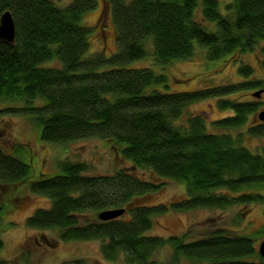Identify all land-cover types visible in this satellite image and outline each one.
I'll return each mask as SVG.
<instances>
[{"label":"trees","instance_id":"obj_1","mask_svg":"<svg viewBox=\"0 0 264 264\" xmlns=\"http://www.w3.org/2000/svg\"><path fill=\"white\" fill-rule=\"evenodd\" d=\"M200 2L204 24L194 18L198 0H106L117 45L115 54L106 57L89 53L93 30L81 25L97 0H73L62 8L51 0H0V15L10 11L15 26L14 43H0V101L22 105L1 112L30 117L46 143L64 146L84 139L106 140L132 168L114 176H86L85 163L64 160L58 174L30 181L29 164L0 148V214L7 194L16 186H26L49 201L46 209H37L26 219L28 228L56 230L63 242L98 240L100 255L111 263L122 259L123 264H156L152 261L155 251L169 245L173 259L264 264L246 236L217 231L184 243L181 238L145 235L153 216L170 208L225 210L264 203V195L254 191L264 188V148L261 154L252 153L229 135L208 133L199 115L176 124L187 106L230 96L239 88H260V82L164 93L150 89L167 88L165 75L126 67L149 54L160 67L188 61L196 46L204 50L207 61H216L261 44L264 69V0H234L225 6V15L220 14L216 0ZM206 22L215 23L216 30L203 28ZM48 61L59 67H43ZM250 72L246 66L239 68L241 75ZM218 107L231 115L214 121L213 126L236 129L257 111V102L225 99L218 101ZM244 136L264 137V122L247 128ZM133 170L149 171L157 181H143ZM164 180L184 184L185 198L180 203H135L161 191ZM110 209L125 211L110 221H79L85 213ZM250 258L257 261H247ZM0 264L9 262L0 259Z\"/></svg>","mask_w":264,"mask_h":264},{"label":"rangeland","instance_id":"obj_2","mask_svg":"<svg viewBox=\"0 0 264 264\" xmlns=\"http://www.w3.org/2000/svg\"><path fill=\"white\" fill-rule=\"evenodd\" d=\"M58 7H65L73 0H51ZM221 15H225V6L234 0H216ZM201 2L194 11V18L204 24L201 15ZM81 25L93 31L89 38V53H103L110 57L117 51L116 30L107 7L106 0H97L96 7L83 15ZM209 32L216 30L215 23L206 22L202 26ZM194 57L188 61H174L160 67L150 57L135 61L127 65L130 69L147 68L155 74H163L167 79V88L152 87L150 90L159 92H193L216 87H231L239 84L260 82V88H239L230 96L220 98H206L187 106L182 117L176 122L191 116H202L206 131L212 134H225L235 138L237 144L261 154L264 148V137L251 138L244 136L247 128L260 123L257 114L264 109V91L256 99L251 94L259 89L264 90V69L261 67V44L252 51L244 54L225 55L216 61H207L204 50L196 46ZM43 67H59L58 63L48 61ZM246 66L251 69L250 74L241 75L239 68ZM232 100L241 103L257 102V111L250 115L246 123L236 129H217L213 122L231 115L229 110L218 107L220 100ZM41 103L37 100L36 105ZM20 102L0 101V112L3 109H18ZM2 113V112H1ZM40 129L34 126L30 117L22 114H0V148L7 153H13L25 163L29 164V180H35L39 175L51 177L60 172L59 163H85L88 166L86 176H114L122 169H132L129 163L123 160L110 142L100 139L78 140L66 145L46 143L39 138ZM21 148L13 152L14 148ZM133 175L143 181H157L146 170H133ZM159 182V181H158ZM164 183L161 191L142 197L135 203L146 206L160 204L170 205L180 203L185 198L184 184L173 181ZM28 186V185H27ZM264 195V188L255 189ZM4 207L0 214V259L9 264H72L75 261H84L85 264H123L122 259L108 262L99 253L100 241L63 242L58 238L56 230L39 231L26 226V219L37 209H46L49 201L44 196L33 194L26 186H16L7 194ZM100 213V212H99ZM98 213H85L79 217L80 223L96 220ZM223 231L227 236H246L253 241L258 255V245L264 241V203L249 206H235L225 210L193 209L187 211L168 209L167 212L153 216L152 227L145 233L147 236L162 239L181 238L184 243L198 241L209 234ZM37 241V244L35 242ZM44 241L48 242L47 244ZM172 248L165 245L157 249L152 256L156 264H205V262L189 261L183 257H172ZM249 262L256 258L247 259Z\"/></svg>","mask_w":264,"mask_h":264},{"label":"water","instance_id":"obj_3","mask_svg":"<svg viewBox=\"0 0 264 264\" xmlns=\"http://www.w3.org/2000/svg\"><path fill=\"white\" fill-rule=\"evenodd\" d=\"M15 41V26L10 11H4L0 15V43L12 45ZM263 89H259L251 95L258 99L263 93ZM257 120L264 122V109H262L256 116ZM124 209H110L98 213L97 218L100 221H110L123 215ZM258 255L264 258V241L258 245Z\"/></svg>","mask_w":264,"mask_h":264},{"label":"flooded vegetation","instance_id":"obj_4","mask_svg":"<svg viewBox=\"0 0 264 264\" xmlns=\"http://www.w3.org/2000/svg\"><path fill=\"white\" fill-rule=\"evenodd\" d=\"M35 242L37 243V241H36V240H35ZM44 243H46V244H47L48 242L44 241ZM37 244H39V243H37ZM48 244H49V243H48Z\"/></svg>","mask_w":264,"mask_h":264}]
</instances>
